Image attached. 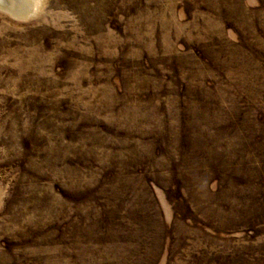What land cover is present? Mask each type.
<instances>
[{
    "label": "rangeland",
    "instance_id": "obj_1",
    "mask_svg": "<svg viewBox=\"0 0 264 264\" xmlns=\"http://www.w3.org/2000/svg\"><path fill=\"white\" fill-rule=\"evenodd\" d=\"M0 264H264V0H0Z\"/></svg>",
    "mask_w": 264,
    "mask_h": 264
},
{
    "label": "bare ground",
    "instance_id": "obj_2",
    "mask_svg": "<svg viewBox=\"0 0 264 264\" xmlns=\"http://www.w3.org/2000/svg\"><path fill=\"white\" fill-rule=\"evenodd\" d=\"M7 5V4H6ZM7 8V7H6Z\"/></svg>",
    "mask_w": 264,
    "mask_h": 264
}]
</instances>
